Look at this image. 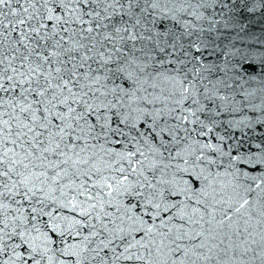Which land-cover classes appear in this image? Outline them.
Instances as JSON below:
<instances>
[{"label": "snow or ice", "instance_id": "obj_1", "mask_svg": "<svg viewBox=\"0 0 264 264\" xmlns=\"http://www.w3.org/2000/svg\"><path fill=\"white\" fill-rule=\"evenodd\" d=\"M0 264H264V0H0Z\"/></svg>", "mask_w": 264, "mask_h": 264}]
</instances>
